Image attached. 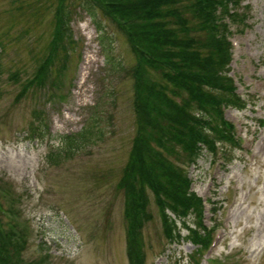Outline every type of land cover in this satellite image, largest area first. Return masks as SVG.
<instances>
[{
  "label": "rangeland",
  "instance_id": "1",
  "mask_svg": "<svg viewBox=\"0 0 264 264\" xmlns=\"http://www.w3.org/2000/svg\"><path fill=\"white\" fill-rule=\"evenodd\" d=\"M81 2L0 0V204L5 223L19 215L20 227L31 230L25 263L131 264L120 182L139 129L137 56L127 35L96 10L111 37V64ZM61 5L70 12L69 33L56 15ZM244 5L249 26L231 37V75L239 93L254 98L244 111L225 112L244 150H231L234 160L224 165L204 149L188 170L196 194L219 202L217 213L206 204L204 219L224 231L222 243L200 258L188 230L198 229L194 214L178 221L182 239L169 242L149 191L144 264H264V0ZM71 136L73 150L65 142ZM181 156L170 161L187 170Z\"/></svg>",
  "mask_w": 264,
  "mask_h": 264
},
{
  "label": "trees",
  "instance_id": "2",
  "mask_svg": "<svg viewBox=\"0 0 264 264\" xmlns=\"http://www.w3.org/2000/svg\"><path fill=\"white\" fill-rule=\"evenodd\" d=\"M81 1L79 7L97 25L107 57L112 50L111 37L96 10L127 35L137 56L133 75L139 129L120 186L126 192L129 259L131 264H144L141 232L152 220L147 212L149 191L155 193L169 241L180 238V232L167 209L184 223L186 216L194 214L201 226L202 201L191 196L187 171L172 164L171 157L186 155L189 164L199 155V144L215 151L217 141L237 143L221 112L225 105L244 109L247 103L234 93L229 74L230 27L243 16L231 12L230 4L236 7V0ZM56 15L60 27L69 33L70 12L61 5ZM113 60L110 58L111 64ZM78 137L85 138V132ZM65 142L70 150L77 146L75 137ZM58 158L53 159L55 163ZM2 207L0 204V264H33L23 260L27 229L21 228L17 219L5 223ZM192 235L195 244L205 240L198 232Z\"/></svg>",
  "mask_w": 264,
  "mask_h": 264
}]
</instances>
